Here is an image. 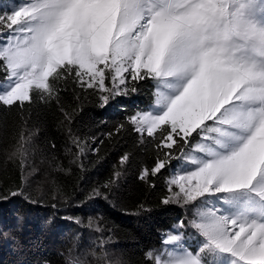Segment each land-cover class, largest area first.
I'll return each mask as SVG.
<instances>
[{
    "label": "snow or ice",
    "instance_id": "obj_1",
    "mask_svg": "<svg viewBox=\"0 0 264 264\" xmlns=\"http://www.w3.org/2000/svg\"><path fill=\"white\" fill-rule=\"evenodd\" d=\"M62 80L98 91L101 107L137 92L129 80L155 82L154 104L128 117L156 149L139 178L179 161L161 204L192 218L161 232L145 264H264V0H25L0 14V107L58 101ZM15 197L38 204L24 188L0 203ZM186 227L203 237L195 248Z\"/></svg>",
    "mask_w": 264,
    "mask_h": 264
},
{
    "label": "trees",
    "instance_id": "obj_2",
    "mask_svg": "<svg viewBox=\"0 0 264 264\" xmlns=\"http://www.w3.org/2000/svg\"><path fill=\"white\" fill-rule=\"evenodd\" d=\"M17 1L0 0V14L10 13V3ZM154 83L129 80L137 92L101 107L98 91L62 80L58 101L0 107V196L24 188L38 201L32 205L15 197L0 203V264H145V254L160 247L161 232L179 219L187 225L185 210L161 204L179 161L150 183L139 178L153 164L156 149L141 143L128 117L153 104ZM22 136L23 164L17 153ZM125 153L130 161L121 166ZM116 171L118 183L105 189ZM97 188L108 198H90ZM183 231L187 236L190 229Z\"/></svg>",
    "mask_w": 264,
    "mask_h": 264
},
{
    "label": "rangeland",
    "instance_id": "obj_3",
    "mask_svg": "<svg viewBox=\"0 0 264 264\" xmlns=\"http://www.w3.org/2000/svg\"><path fill=\"white\" fill-rule=\"evenodd\" d=\"M23 2H25V0H18L16 4H14V3H10V5H9L10 10L12 11L14 8H17V7H18L21 3H23ZM11 11H10V12H11ZM155 91H156V89H155ZM154 100H155V98H154ZM153 104H154V102H153ZM153 104H152V105H153ZM176 171H178V169H177ZM176 171H174V172H176ZM174 172H173V173H174ZM173 204L176 205V207H178L179 209H181V210H185V213H186L185 216H186V220H187V222H188L189 219L192 218V213L189 212V211H187L186 208L181 207L180 205L175 204V203H173ZM188 229H190V232H189V234L187 235V237L190 238L189 241H194V242L198 243V241H202V240H203V237H200L199 234L196 233V230H195L194 228L188 227ZM92 243H93V240H91V238H90V241H89L88 245H92ZM209 259H210V260H215V264H224V259H223V258H219V257H211V256H210ZM110 264H112V263H110Z\"/></svg>",
    "mask_w": 264,
    "mask_h": 264
}]
</instances>
